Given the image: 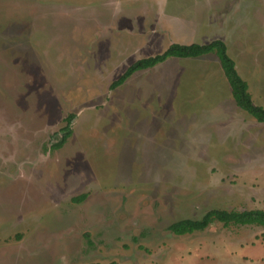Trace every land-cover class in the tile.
<instances>
[{
  "label": "rangeland",
  "instance_id": "rangeland-1",
  "mask_svg": "<svg viewBox=\"0 0 264 264\" xmlns=\"http://www.w3.org/2000/svg\"><path fill=\"white\" fill-rule=\"evenodd\" d=\"M215 40L264 107V0H0V264H264L261 227L169 230L264 211V123L218 57L110 89L172 44Z\"/></svg>",
  "mask_w": 264,
  "mask_h": 264
},
{
  "label": "trees",
  "instance_id": "trees-1",
  "mask_svg": "<svg viewBox=\"0 0 264 264\" xmlns=\"http://www.w3.org/2000/svg\"><path fill=\"white\" fill-rule=\"evenodd\" d=\"M209 54H215L221 64L225 77L231 87L232 96L236 105L258 123H264V107L257 106L253 102L252 95L249 92L248 83L240 76L235 61L228 54V47L224 41L215 40L209 44L199 45H180L172 44L162 54L153 57L140 59L132 64L124 74L110 86L111 90H116L125 83L137 72L153 69L171 58L188 59L199 58ZM76 115L70 114L65 119V126L61 129L62 136L52 146V150L62 149L68 140L73 135V123ZM59 137V135H56ZM86 196H81L75 199V202L84 200ZM219 222L225 227L229 226H258L264 229V211L263 210H249V211H225L213 210L208 212L200 220H183L174 223L169 227V230L175 235L182 236L192 234L196 231H203L211 224ZM264 239V232L262 234Z\"/></svg>",
  "mask_w": 264,
  "mask_h": 264
},
{
  "label": "crops",
  "instance_id": "crops-1",
  "mask_svg": "<svg viewBox=\"0 0 264 264\" xmlns=\"http://www.w3.org/2000/svg\"><path fill=\"white\" fill-rule=\"evenodd\" d=\"M211 43V42H210ZM210 55V54H209ZM207 56V55H206ZM204 57V56H203ZM199 58H201V57H199ZM178 59V58H177ZM188 59H198V58H188ZM207 61H208V59H206ZM206 60H202L201 62H199V63H205L204 65H205V67H207L208 65H206L208 62H206ZM210 60H213L214 62H215V59H210ZM210 64V63H209ZM164 65H167V66H169V64H163V65H160V66H157V67H155V68H153V69H149V70H144V71H140V72H137L136 74L137 75H139V74H141V75H143V74H149V72L150 71H153L154 69H157V68H159V67H162V66H164ZM170 65H172L173 66V68H174V70L170 73V74H172V75H174V77L176 78V74H181L182 73V71L185 69V68H181L176 62L175 63H172V64H170ZM221 65V64H220ZM222 68V67H221ZM224 73V72H223ZM151 74V73H150ZM135 75V74H134ZM133 75V76H134ZM136 75V76H137ZM132 76V77H133ZM135 76V77H136ZM224 76H225V74H224ZM131 77V78H132ZM130 78V79H131ZM148 79V78H147ZM134 80V77L129 81V83L130 82H132ZM147 82H148V80H147ZM150 83V82H149ZM149 83H147V84H149Z\"/></svg>",
  "mask_w": 264,
  "mask_h": 264
}]
</instances>
